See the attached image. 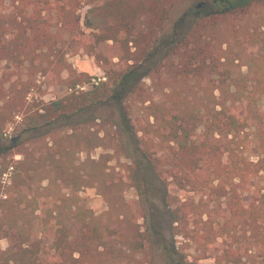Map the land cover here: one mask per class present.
Instances as JSON below:
<instances>
[{
  "label": "trees",
  "instance_id": "obj_1",
  "mask_svg": "<svg viewBox=\"0 0 264 264\" xmlns=\"http://www.w3.org/2000/svg\"><path fill=\"white\" fill-rule=\"evenodd\" d=\"M178 1L0 0V176L12 167V185L32 191L50 146L47 154L19 150L20 159L10 152L116 99L148 173L165 184L172 228L196 249L192 259L185 254L187 264L206 257L213 264H256L240 244L264 246V125L254 124L264 105V0L202 2L164 30ZM87 5L112 23L100 32L83 30ZM75 49L94 55L106 79L85 89L87 72L71 70L64 78L65 55ZM38 75L70 91L50 101L35 96L42 92ZM148 79L168 97L178 85L197 83L202 99L178 90L177 99L165 100L147 88ZM132 102L145 109L137 124ZM157 140L169 151L161 153ZM66 150L59 144L53 151L61 176ZM65 202L27 193L2 199L6 235L15 231L19 241L0 251V264H105L102 228L87 222L74 234ZM38 218L46 247L32 239Z\"/></svg>",
  "mask_w": 264,
  "mask_h": 264
},
{
  "label": "rangeland",
  "instance_id": "obj_2",
  "mask_svg": "<svg viewBox=\"0 0 264 264\" xmlns=\"http://www.w3.org/2000/svg\"><path fill=\"white\" fill-rule=\"evenodd\" d=\"M209 1L179 0L171 9L169 18L163 25L164 30H171L176 20L190 8ZM111 23L112 19L99 9L93 10L89 5L82 8L83 30L100 32ZM65 63L66 69L62 73L64 78L71 70L91 75V81L81 88L87 89L108 76L103 64L83 49L69 50L65 55ZM242 71H248V64L242 66ZM38 80L42 92L32 94L43 97L46 101L64 97L70 91L65 82H54L40 75ZM147 82V88L165 100L177 99V93L181 91L187 92L188 98L196 102L202 99V92L196 93L201 91V86L194 82L178 85L170 92L174 94L169 97L166 90L156 92L153 80L148 79ZM115 100L110 99L91 111L82 112L73 121L56 125L45 137L22 147H15L10 152L9 158L20 159L22 155L18 153L19 150L34 147L38 152L47 154L50 146V157L46 159L47 168L40 171L38 169L39 173L34 175L32 191L27 186L20 191L12 185V167L0 176V251L19 241L15 231L10 230L6 235L5 229L8 227L2 219V199L7 196H17L18 199L27 193L28 198L33 195L42 198L48 196L49 199L64 198V211L72 223L71 230L74 234L81 233L87 222L98 224L102 228L105 242L100 248L105 253V264H187L185 254L190 259L193 258L196 254L195 247L190 246L191 243L172 228L170 213L162 200V188L165 184L148 173V163L140 154L136 133L126 129L125 118L119 112ZM129 109L135 123L144 118L142 103L132 102ZM85 120L88 122L85 123ZM254 124L264 125V105ZM10 142L6 141V144ZM59 144L67 147L68 151L62 159L69 160L67 172L62 176L55 167L57 157L53 153ZM157 147L161 153L169 151L166 142L158 143ZM34 222L36 225L32 239L41 241V245L46 247L49 241L39 230V218ZM240 233L238 235L244 240L245 235ZM240 246L241 253L246 255L248 261L264 264V246L247 241H243ZM213 263V257H206L198 262Z\"/></svg>",
  "mask_w": 264,
  "mask_h": 264
},
{
  "label": "built area",
  "instance_id": "obj_3",
  "mask_svg": "<svg viewBox=\"0 0 264 264\" xmlns=\"http://www.w3.org/2000/svg\"><path fill=\"white\" fill-rule=\"evenodd\" d=\"M83 88V87H82Z\"/></svg>",
  "mask_w": 264,
  "mask_h": 264
}]
</instances>
